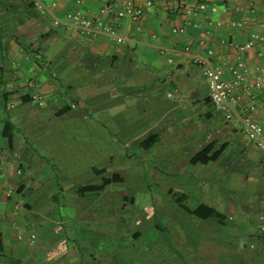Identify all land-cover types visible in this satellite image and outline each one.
Segmentation results:
<instances>
[{
    "label": "rangeland",
    "instance_id": "obj_1",
    "mask_svg": "<svg viewBox=\"0 0 264 264\" xmlns=\"http://www.w3.org/2000/svg\"><path fill=\"white\" fill-rule=\"evenodd\" d=\"M17 16L11 15L12 24ZM59 40L64 41L61 37ZM69 45L61 48L60 44L54 45L50 49L57 58L53 66L60 63L64 74H71ZM81 64L76 63L82 70L78 80L61 79L72 86L80 101L78 105L72 103L70 113L56 119L50 107L33 104L28 106L34 115L29 119L35 122L29 123L27 131L26 125L18 124L22 135L35 147L22 160L35 164L34 173L29 174L33 184H44L35 204L42 205L48 199L45 196L59 195L48 206L53 207V214L45 218H61V225L52 220L44 227L34 228L37 238L29 247L42 251L39 259L50 262L51 249L60 253L68 248L71 264H196V249L202 247L250 251L252 244L256 246L257 241L245 231L255 225H259L258 230L264 229V225L251 218L262 207L259 199L262 191L238 186L247 175L246 161L241 158L232 161L229 155L221 167H227L231 161L237 167L234 165L230 174L216 171L209 176H204L208 166L189 162L190 156L212 140L217 129L227 122L221 113L205 103V78L197 75L183 99L169 79L156 84L153 79L142 81L136 75L132 86L130 83L127 87L119 77L115 78V71L101 69L109 68L106 61ZM44 66L50 70L45 63ZM53 66L50 67L54 71ZM66 99L62 104L69 103ZM177 102L182 106L173 112L178 118L173 120L169 115L154 126L165 109L168 112ZM107 109L115 112L109 113L106 120L101 119ZM207 111L213 113L212 118H206ZM182 116L189 119L186 124L180 122ZM168 121L172 125L167 130L175 135L168 145L159 143L145 151L131 143L152 126L151 132L158 133ZM224 139L221 135L220 141ZM180 150L189 154L180 157L177 153ZM155 153L160 154L159 161ZM241 162L244 168L239 166ZM94 168L106 172L101 175ZM114 173L120 175L121 182L112 183L102 192L84 196L78 193L79 187L100 185ZM235 183L237 190L230 192ZM58 184L63 186L60 192L53 190ZM252 198L254 201H249ZM202 203L217 209L225 220H204L183 208L195 209ZM44 211V208L37 209L30 215L43 218ZM112 245L118 247L114 257H101L96 252L99 246ZM187 253L192 254L190 261L186 260Z\"/></svg>",
    "mask_w": 264,
    "mask_h": 264
},
{
    "label": "crops",
    "instance_id": "obj_2",
    "mask_svg": "<svg viewBox=\"0 0 264 264\" xmlns=\"http://www.w3.org/2000/svg\"><path fill=\"white\" fill-rule=\"evenodd\" d=\"M134 1L137 4H144L147 0ZM151 1L153 2V6L150 10L146 11L140 29L128 18L114 20L119 36L126 40L121 42L119 40L113 41L106 34L83 40L78 37L75 30L71 29V32L56 30L52 26L51 16L39 9L34 0H0V264H71V259L69 258L71 257V250L68 248H64L65 251L60 253H56V250L51 249L50 252L53 254V258L50 262H45L41 258L39 259L41 250L29 247V244H32L31 236L34 235L37 238V232L34 228L37 226L44 227V225L52 220L59 225L62 223L61 218H45V216L53 214V207L48 206L51 201L58 200V194L45 196L48 199L47 201L44 200L42 205L35 204L39 198L38 192L44 188V184H33L34 179L29 174L30 172L34 173L32 171L35 164L27 163L28 159L25 162L22 160L23 156H29L30 151L35 148L31 144L32 142L22 135L18 127L19 123H23L24 126L26 125L25 129L27 131L29 123L35 122V120L32 122L29 119L34 115L28 107L35 104L32 101L34 94L43 95L46 102L45 105L53 110V117L61 119L72 111V103L78 105L80 102L74 94L72 86L68 85V82H61V79L67 81L71 77V79L78 80L82 74L81 69L83 65L81 63L84 64V62L85 64L92 62L94 65L103 60L108 62L109 68L101 69L105 72L115 71V78L119 77L123 85L127 87L130 83L132 86V80H135L137 76L142 81L153 79L156 81V84L166 82L169 79L174 89L182 94L181 98L183 99L187 95L188 87L193 86V79L197 75L203 76L201 68L196 65L193 59V54L180 52L185 45L190 44L194 47V52L202 53L196 47V44L199 38L204 35L206 28L203 18L199 17L201 20L199 28L189 29L184 35L172 32L173 27L183 23L185 19L184 8L196 7L197 0ZM240 1L247 7H255V14L248 12L245 16H242L234 10L229 13H222L220 11L213 16V20L221 22L222 25L221 27L213 28L209 38V46L215 49L216 53L222 57V60L230 63L236 61L237 53L232 48L221 45V39L243 44L253 39L255 34L264 33V26H262L264 20V0ZM106 2L107 0H83V4L78 5L75 0H60L59 6L54 9V13L62 17L69 10L81 9L89 17L97 18L100 16L99 10ZM215 3H218L221 9L223 5L230 6L231 8L236 6L234 0H219ZM120 5L121 2L119 1L117 7H120ZM14 14L18 16L12 24L10 22L11 15ZM239 19H244L246 22L243 28L235 29L228 25L229 21ZM50 33L51 35L55 34L57 37L52 39ZM59 37L64 41L60 42ZM59 44L60 48L64 45L70 46L69 44H71V74L67 72L64 74L61 71L62 68L59 66L60 63L57 67L53 66V62L57 58L54 57L50 49L54 45ZM25 46L30 47L25 48ZM163 48L166 49V52H162ZM258 48L259 46L257 45L254 50L246 53L244 59L250 71H254L259 67L264 74V58L260 59L257 57ZM176 50L180 51L173 52ZM170 58L173 60L171 63H169ZM44 63L46 66H49V71L45 69ZM76 63L81 64V69ZM50 66H53L55 70H51ZM225 77L231 79L230 73H225ZM62 90L66 92L65 95L59 93ZM205 91L204 100L206 103V99H208L207 83ZM63 96L65 99L67 98L66 100L69 103L62 104ZM25 97L31 98V101L28 103L23 102V98ZM261 102H264V96L259 94V99L254 102L252 114L264 130V111L259 108ZM67 104L71 106V110L62 116H58V112ZM206 104L212 107L211 104ZM181 108L182 106L177 102L172 105V108L168 112V109H165V113H163L158 122L154 123V126L169 118V115H172L171 118L173 120L177 119L178 116L173 112ZM109 111L108 109L105 110L101 115V119L106 120L109 117L108 115H110L109 113L115 112ZM166 113H168V116H166ZM205 116L210 119L213 117V113L207 111ZM8 121L13 127V146L8 144L4 136L5 123ZM183 121L186 124L189 119L187 117L184 119L182 116L180 122ZM171 125L172 123L168 121L159 128L158 133L151 132L152 126L145 131L147 133H142L139 137L134 138L131 143H134L139 150L140 147L142 148L141 144L146 139L154 136L156 138L154 144L148 149H142L145 151L150 150L159 143L168 145L172 137L175 139V135L167 130L168 126L171 127ZM221 128L217 129V135L205 145L213 141H216L218 145L224 142H227L229 145L217 161L203 165L208 166V170L204 176H209L216 171L228 172L230 174L232 168L236 165L232 161L237 158L245 160L246 167L249 169L247 168V175L244 174L243 184H238V186L247 187L250 191L257 189L262 191L259 196L261 200L260 206L262 207H259L251 214V218H254L253 220L257 224L263 226L264 155L247 139L240 122H226L225 126ZM221 135L226 138L222 142L220 141ZM201 149H198V151ZM177 153L180 157L189 154L188 152L185 153L184 150H180ZM196 153L194 152L190 157L192 158ZM155 154L159 161L161 158L160 154ZM229 155H232V161L228 162L227 167H221V164ZM185 158H188V156H185ZM241 163L239 166L244 168V163ZM95 171L97 172L96 169ZM105 172L104 170V173L100 174L103 175ZM243 173L241 169L240 174ZM111 176L107 178H111ZM53 190L60 192L63 190V186L58 184ZM231 190H237L236 183L229 189L230 192ZM252 200L254 201L253 198L249 201ZM36 208H44L45 211L41 212V215L44 216L43 218H32L30 214L36 213ZM258 226H252L245 231L246 235L252 240L257 241L256 246L253 244L250 246V251H247V248L227 250L202 247L196 249V264H264V229L258 230ZM202 238L204 237L202 236ZM47 239L48 236H46L45 240ZM117 250L118 247L114 245L109 247L101 246V248L99 246L96 252L101 254V257L107 255L114 257L117 255ZM44 254L46 255V253ZM189 255L192 254L187 253L186 260L190 261ZM93 260L96 262V258H93Z\"/></svg>",
    "mask_w": 264,
    "mask_h": 264
},
{
    "label": "built area",
    "instance_id": "obj_3",
    "mask_svg": "<svg viewBox=\"0 0 264 264\" xmlns=\"http://www.w3.org/2000/svg\"><path fill=\"white\" fill-rule=\"evenodd\" d=\"M39 9L49 14L52 18V26L56 30H65L71 32L75 30L81 39H92L99 35L106 34L113 41H126L119 36L114 20H123L128 18L139 29L143 23L146 11L153 6L151 0L144 4H137L134 0H107L106 4L99 10L100 16L97 18L89 17L81 9L67 11L62 17L54 13V9L59 6L60 0H34ZM121 2L120 7L117 3ZM180 1V0H175ZM219 0H197L196 7L184 8V21L181 25L173 27L172 32L176 34H186L189 29H197L201 26L202 17L206 28L204 35L197 41L196 47L202 53L194 52V47L190 44L180 51L184 54H193V59L197 66L202 70V75L208 85V99L213 109L221 113L227 122L238 121L242 124L247 139L264 155V130L252 114L254 102L259 99V94L264 96V74L257 67L254 71L248 68L244 56L246 53L255 49L258 45L257 57L264 58V33L255 34L253 39L239 44L227 39H221L220 44L232 48L237 53V59L234 63L222 60L214 48L209 46V38L212 29L221 27V22H215L213 16L222 13H229L234 10L245 16L246 13L255 14V7H247L240 0L236 2L235 7L223 5L222 9L218 3ZM221 1V0H220ZM223 1V0H222ZM78 5L83 4V0H75ZM245 20H231L229 26L235 29H241L245 26ZM264 26V20L262 22ZM162 52H166L163 48ZM173 62L170 58L169 63ZM229 72L231 79L225 77ZM248 100V102H246ZM32 101L40 107L45 106V98L41 94H34ZM259 108L264 111V102L259 104ZM22 239V237H20ZM35 236H31V242L34 243Z\"/></svg>",
    "mask_w": 264,
    "mask_h": 264
},
{
    "label": "trees",
    "instance_id": "obj_4",
    "mask_svg": "<svg viewBox=\"0 0 264 264\" xmlns=\"http://www.w3.org/2000/svg\"><path fill=\"white\" fill-rule=\"evenodd\" d=\"M30 46H25V48H28ZM31 98H23V102H30ZM206 103L210 104L209 99H206ZM71 110V106L70 105H66L64 108H62L59 112H58V116H62L65 113H67L68 111ZM13 127L12 124L8 121L5 123V127H4V136L8 141V144L10 146H13L14 144V140H13ZM155 137L151 136L148 139H146L142 144V148L144 149H148L149 147H151L154 142H155ZM228 143L224 142L220 145L217 144L216 141L210 142L207 145H205L201 150H199L191 159H190V163L192 165H207L211 162H215L217 161L221 155L224 153V151L227 149L228 147ZM97 173H104V170H97ZM122 178L120 177L119 174H113L111 176V178H104L102 184L100 185H96V184H91V185H85V186H81L78 188V193L80 195H85L87 193H98L102 190L105 189L106 186L110 185L111 183H117V182H121ZM180 201V199H178ZM183 208L185 209L186 212H188L191 215H194L198 218L204 219V220H209V219H218L220 221H223L225 219V216L219 212L217 209H215L214 207L207 205V204H200L198 207H196L195 209H190V208H186L183 206ZM139 234H137L136 237H138Z\"/></svg>",
    "mask_w": 264,
    "mask_h": 264
}]
</instances>
